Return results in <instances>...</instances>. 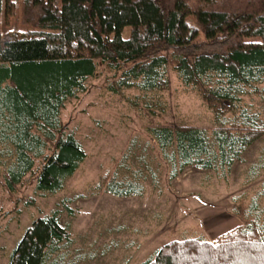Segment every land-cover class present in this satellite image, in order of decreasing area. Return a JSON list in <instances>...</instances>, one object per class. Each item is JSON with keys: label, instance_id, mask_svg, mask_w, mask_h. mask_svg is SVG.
Wrapping results in <instances>:
<instances>
[{"label": "trees", "instance_id": "trees-1", "mask_svg": "<svg viewBox=\"0 0 264 264\" xmlns=\"http://www.w3.org/2000/svg\"><path fill=\"white\" fill-rule=\"evenodd\" d=\"M250 38L262 45L245 46ZM99 62L121 72L114 93L137 88L144 97L167 89L170 64L212 111V144L199 126L146 127L171 179L192 165L230 169L264 137V122H256L264 111L250 115L242 104L247 93L264 98V0H0V184L9 195L28 176L38 191H62L87 159L62 113L88 91ZM152 98L151 113L162 111ZM240 112L250 122L220 125ZM103 184L119 197L144 192L142 180L116 171ZM71 202L62 200L70 214ZM60 214L55 208L36 218L8 264H61L57 254L72 236ZM141 264H264V224L246 220L213 241L171 240Z\"/></svg>", "mask_w": 264, "mask_h": 264}, {"label": "rangeland", "instance_id": "rangeland-1", "mask_svg": "<svg viewBox=\"0 0 264 264\" xmlns=\"http://www.w3.org/2000/svg\"><path fill=\"white\" fill-rule=\"evenodd\" d=\"M4 33L15 35L8 26ZM261 45V39L250 38L245 46ZM120 75L99 62L96 75L88 80V91L66 104L62 118L76 132L88 157L62 191H38L29 176L12 195L0 184V264L9 263L33 221L55 208L72 236L57 254L61 264H141L171 240L200 236L213 241L246 220L264 224V212L257 215L264 210V137L230 169L220 163L213 169L192 165L171 179L146 127L153 123L199 126L212 144L218 127L214 115L170 64L167 89L146 97L137 88L114 93L111 86ZM151 98L163 106L162 111L151 113L146 106ZM242 104L250 115L264 111V98L257 95L245 94ZM246 118L247 113L228 114L220 125L250 122ZM256 122L263 124L264 116ZM114 171L142 180L143 194L110 193L103 176ZM64 198L72 199V214L62 204Z\"/></svg>", "mask_w": 264, "mask_h": 264}]
</instances>
